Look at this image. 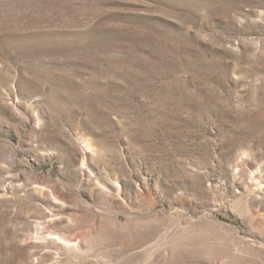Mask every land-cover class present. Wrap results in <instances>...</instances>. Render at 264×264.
Listing matches in <instances>:
<instances>
[{
  "label": "rangeland",
  "instance_id": "rangeland-1",
  "mask_svg": "<svg viewBox=\"0 0 264 264\" xmlns=\"http://www.w3.org/2000/svg\"><path fill=\"white\" fill-rule=\"evenodd\" d=\"M0 264H264V0H0Z\"/></svg>",
  "mask_w": 264,
  "mask_h": 264
}]
</instances>
